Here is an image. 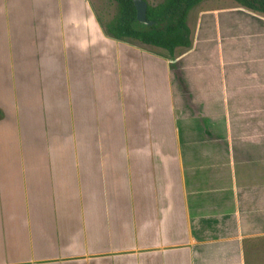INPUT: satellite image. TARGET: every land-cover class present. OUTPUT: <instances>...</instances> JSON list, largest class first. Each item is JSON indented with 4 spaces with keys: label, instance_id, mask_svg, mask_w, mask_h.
Segmentation results:
<instances>
[{
    "label": "crops",
    "instance_id": "obj_1",
    "mask_svg": "<svg viewBox=\"0 0 264 264\" xmlns=\"http://www.w3.org/2000/svg\"><path fill=\"white\" fill-rule=\"evenodd\" d=\"M98 17L0 0V264H264V14L172 54Z\"/></svg>",
    "mask_w": 264,
    "mask_h": 264
},
{
    "label": "trees",
    "instance_id": "obj_2",
    "mask_svg": "<svg viewBox=\"0 0 264 264\" xmlns=\"http://www.w3.org/2000/svg\"><path fill=\"white\" fill-rule=\"evenodd\" d=\"M115 12L106 22L98 17L110 37L128 42H139L165 49L169 54L178 46L191 45V31L187 25L189 11L203 0H159L147 2L146 19L151 24L136 19L132 0H113ZM241 6L264 14V0H234Z\"/></svg>",
    "mask_w": 264,
    "mask_h": 264
},
{
    "label": "rangeland",
    "instance_id": "obj_3",
    "mask_svg": "<svg viewBox=\"0 0 264 264\" xmlns=\"http://www.w3.org/2000/svg\"><path fill=\"white\" fill-rule=\"evenodd\" d=\"M96 13L102 20L106 22L109 20L115 12V3L113 0H90ZM150 3H155L159 0H148Z\"/></svg>",
    "mask_w": 264,
    "mask_h": 264
},
{
    "label": "water",
    "instance_id": "obj_4",
    "mask_svg": "<svg viewBox=\"0 0 264 264\" xmlns=\"http://www.w3.org/2000/svg\"><path fill=\"white\" fill-rule=\"evenodd\" d=\"M136 9V19L140 23L151 24L152 21L146 19L147 2L145 0H132Z\"/></svg>",
    "mask_w": 264,
    "mask_h": 264
}]
</instances>
